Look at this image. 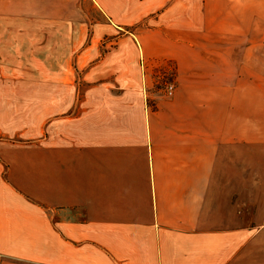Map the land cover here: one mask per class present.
I'll return each instance as SVG.
<instances>
[{
    "label": "crops",
    "instance_id": "crops-1",
    "mask_svg": "<svg viewBox=\"0 0 264 264\" xmlns=\"http://www.w3.org/2000/svg\"><path fill=\"white\" fill-rule=\"evenodd\" d=\"M55 1L0 0V18ZM207 31L150 30L90 59L81 96L36 91L49 181L39 203L0 202V264H264V171H236L234 46L178 38ZM168 61L172 98L146 93L143 68Z\"/></svg>",
    "mask_w": 264,
    "mask_h": 264
},
{
    "label": "rangeland",
    "instance_id": "rangeland-1",
    "mask_svg": "<svg viewBox=\"0 0 264 264\" xmlns=\"http://www.w3.org/2000/svg\"><path fill=\"white\" fill-rule=\"evenodd\" d=\"M44 10L42 19L0 18V202L39 203L37 192H46L40 186L49 181L42 165L50 164L36 157L51 155L52 148L48 125L37 130V120L47 117L41 107L53 105L51 99H37L36 91L45 93L54 84V90L81 96L89 86L86 75L95 68L90 59L118 42L148 37L150 30H208L178 38L234 46L235 122L237 129L246 128L236 132V171H264V0H56ZM110 20L121 27L103 30ZM90 46L98 50L90 52ZM143 70L152 80L146 93L172 98L176 70L170 61ZM167 86L173 87L169 97Z\"/></svg>",
    "mask_w": 264,
    "mask_h": 264
},
{
    "label": "built area",
    "instance_id": "built-area-1",
    "mask_svg": "<svg viewBox=\"0 0 264 264\" xmlns=\"http://www.w3.org/2000/svg\"><path fill=\"white\" fill-rule=\"evenodd\" d=\"M173 93V87L172 86H167L165 89V94L169 97Z\"/></svg>",
    "mask_w": 264,
    "mask_h": 264
}]
</instances>
